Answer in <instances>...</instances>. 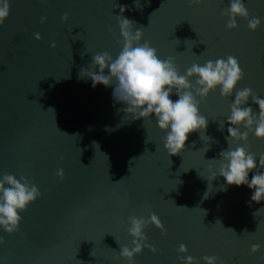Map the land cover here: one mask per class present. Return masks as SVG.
<instances>
[{"label": "water", "instance_id": "water-1", "mask_svg": "<svg viewBox=\"0 0 264 264\" xmlns=\"http://www.w3.org/2000/svg\"><path fill=\"white\" fill-rule=\"evenodd\" d=\"M244 2L262 21L255 31L243 17L227 27L228 0H9L0 25V176H27L42 196L21 213L17 232L0 229V264H130L119 256L132 247L129 217L153 213L163 230L149 223L144 231L157 251L145 247L134 264H182V256L264 264V201L222 176L207 180L209 159L228 147L227 123L220 126L234 95L210 92L200 105L203 135L190 133L186 150L169 156L155 118L131 119L111 86L80 78L92 55L119 53L122 14L181 73L231 55L244 72L237 87L264 97V0ZM238 145L264 153V139L251 133Z\"/></svg>", "mask_w": 264, "mask_h": 264}, {"label": "clouds", "instance_id": "clouds-1", "mask_svg": "<svg viewBox=\"0 0 264 264\" xmlns=\"http://www.w3.org/2000/svg\"><path fill=\"white\" fill-rule=\"evenodd\" d=\"M203 2L189 0L192 5ZM124 11L125 6H121L120 13ZM222 14L229 17V28L238 26L237 17L248 19L247 26L253 31L262 23L260 18L250 17L244 0H228V6ZM9 15V0H0V25ZM67 17L65 13L62 19L66 20ZM116 19L122 37L118 41L122 45L119 53L115 57L107 51L92 55L90 67L81 69L80 78H90L93 87L99 84L111 86L113 100L125 105L123 110L131 115V119L145 121L155 118L157 127L165 133L163 147L169 156L186 150L190 133L200 131L203 135L208 118L201 113L200 105L210 92L218 90L223 98L234 95L230 114L220 126V130H223L227 123L228 135L225 140L228 147L220 151L218 158L209 159L213 163L209 164L207 180L222 176L226 185L247 186L251 189V201H264V170H258L264 169V153L257 157L249 147H232L235 142L247 143L249 133L264 139V97L255 94L250 87H237L244 77L238 59L229 55L227 58L208 60L203 65L194 63L181 73L173 57L162 59L158 50L149 41L143 40V28H136L134 22L122 14L116 15ZM46 20L47 17H41L42 23ZM35 38L40 39V34L35 33ZM52 46H55V42ZM250 99L252 104L258 105V111L253 110ZM56 174L62 179L63 169H58ZM220 190L226 188L221 187ZM41 196L39 187L27 176L17 178L7 173L0 176V229L9 234L17 232L23 219L21 213ZM129 220L132 247L121 246L119 256L134 264L136 254L145 247L152 252L157 251L153 245L146 244V225L153 223L162 230L163 225L155 213L149 218L131 216ZM3 242L4 238L0 236V243ZM259 247L254 244L252 251L255 252ZM187 250L186 245H180L179 252L186 253ZM180 259L182 264H199L192 256H182ZM203 259L206 264H224L215 256H205Z\"/></svg>", "mask_w": 264, "mask_h": 264}, {"label": "snow or ice", "instance_id": "snow-or-ice-1", "mask_svg": "<svg viewBox=\"0 0 264 264\" xmlns=\"http://www.w3.org/2000/svg\"><path fill=\"white\" fill-rule=\"evenodd\" d=\"M164 227V226H163Z\"/></svg>", "mask_w": 264, "mask_h": 264}]
</instances>
